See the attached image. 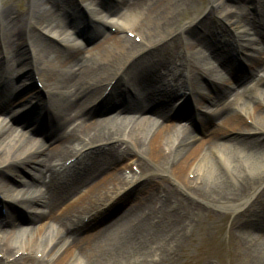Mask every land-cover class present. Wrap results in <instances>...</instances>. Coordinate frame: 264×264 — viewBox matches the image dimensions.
Here are the masks:
<instances>
[{
  "label": "bare ground",
  "instance_id": "bare-ground-1",
  "mask_svg": "<svg viewBox=\"0 0 264 264\" xmlns=\"http://www.w3.org/2000/svg\"><path fill=\"white\" fill-rule=\"evenodd\" d=\"M109 1L80 0L94 16L88 25L76 13L69 21L76 0H0V226L11 227L0 234V264H157L206 219L225 228L247 264H264V0H204V8L200 0ZM107 25L115 35L104 34ZM80 40L99 42L86 51ZM246 50L255 56L245 68ZM208 85L215 91L205 106ZM18 94L29 107L24 125L50 120L54 146H33L12 126ZM192 96L221 130H207L202 142L166 123L186 116L205 125L185 110ZM134 158L143 161L138 172L123 173ZM20 167L27 180L9 183ZM84 191L90 218L74 205L61 212ZM125 192L132 204L84 235L113 202L107 196ZM18 209L29 227L17 224Z\"/></svg>",
  "mask_w": 264,
  "mask_h": 264
},
{
  "label": "rangeland",
  "instance_id": "rangeland-1",
  "mask_svg": "<svg viewBox=\"0 0 264 264\" xmlns=\"http://www.w3.org/2000/svg\"><path fill=\"white\" fill-rule=\"evenodd\" d=\"M7 1H12V0H7ZM78 3L77 8H75L76 11L73 10L72 13H70V20H73L74 14L76 13V17L77 19L85 22H88V25H90L89 22H93V15L92 13H90L89 11H87L85 9V7L82 5V3L80 2V0H76ZM99 2H104L105 5H110V1L109 0H96ZM115 1V0H113ZM203 1L204 0H200V1H196V5L198 8H204L205 5H203ZM227 1V0H226ZM26 0H23V4L25 5ZM229 4H233V2H227ZM247 10L250 13L255 12V9L253 8V6L250 4L247 5ZM224 17V16H223ZM222 16H207V18L205 19V21H209L211 23V21L213 22V19H215L214 21H216V19H221ZM212 19V20H211ZM235 27V26H234ZM233 26H226V30L229 34V36L235 37V28ZM90 29V28H89ZM191 29L194 30L195 34H197L198 37L203 38L204 35L206 34L205 32H203V30L199 27V25L194 24L193 26H191ZM67 30L71 33L75 32V29H70L67 28ZM104 34L109 35V36H113L116 34V32L114 31L113 28H109V25L106 26ZM43 35V34H42ZM77 34H75L73 36V38L77 37ZM123 36H127L125 33L122 34ZM20 38V40L22 42H25L24 45V49L28 50L29 53L31 54L32 49V42L29 43V41H24L23 39H25V36H20L18 37ZM100 38V37H99ZM127 38L132 41L133 43H137L138 41L135 40L136 38L132 35V34H128ZM231 38V37H230ZM229 38V39H230ZM17 40V39H16ZM101 40V39H100ZM234 40L236 41L237 38H234ZM81 43L84 46V49L86 51H89L91 48H94L97 44V42H99V40H92V41H84V40H80ZM28 42V43H27ZM56 49L61 50L63 48V44L57 42L56 40L51 39V41H49ZM23 47V46H22ZM244 53L246 54V56H244V58L242 59L245 63H248L247 60H252L255 55L251 50H246L244 51ZM248 55V56H247ZM89 54H85V57H89ZM248 65L245 64V68ZM4 68V67H3ZM34 82L31 81L30 84L33 83V85L35 87H37V91L39 94L43 95L44 98H46L45 95V91L41 88V84L38 82V78L37 76H34ZM231 80V78H228ZM235 79H232L231 82H235V84H237V81H234ZM168 82V81H167ZM173 84H178L179 86L180 81L175 82ZM187 86L191 87V83L189 81H187L185 83ZM241 85V84H240ZM239 86V85H238ZM213 91L214 88L211 86H207V90L204 91L203 97L202 99L200 98L199 100H201V103H203V105H207V102L205 101L208 96H213ZM20 95V94H18ZM23 96L20 95V97L17 98V105L15 106L14 111L17 112L16 114H14L13 116L8 117L9 120H11V124L14 128L18 129L19 133H26L30 138L34 139V144L33 146L41 143H45L51 146H54V143H50L49 144V139L51 135L55 136L54 132H56V129L53 130V126L51 125L50 120H48L46 118V120H44V122L41 121V123H39L40 125L36 126L34 129L30 128L29 126H25L24 125V121H26V117L25 114H22L24 109L26 110L27 108H29L28 106H26L27 103H25L22 99ZM180 97V96H179ZM194 98V96H192ZM179 98H177L178 100ZM198 99V98H197ZM193 101H190V104H188L187 107H185L186 109H189L191 111V109L195 110V113L199 114L200 117H202V119L205 122V125L203 123V126H201L197 120L195 119H188L186 116L185 118H174L171 117L169 118L166 123L170 124V125H178L180 126H185L187 128L190 129L191 133L197 137L199 142H202L204 140H206V131H212L215 130L216 131H221L219 130V124L216 126L215 125V120H212V118L210 119V115L204 111V109H202L200 106V104L196 105V109H195V98L192 99ZM179 103V102H178ZM178 103L176 104V106L178 105ZM198 106V109H197ZM201 108V110H200ZM176 109V108H175ZM100 110V109H99ZM120 112V106L115 107L113 110H111L110 113L106 114L105 116H112L115 114H118ZM51 113V112H50ZM97 113V112H96ZM173 114H175V111L173 112ZM98 115V113H97ZM95 115L93 117V120H98L99 118H105V116H97ZM191 115V114H189ZM53 116V115H52ZM193 117V115H192ZM55 123V119L54 122ZM40 127V128H38ZM53 130V133H49V131ZM218 142H223V140L219 139L217 140ZM135 160L132 162H125L123 163V166L121 167L123 173L125 174H134L138 172V167L140 166V163H143V161H141L139 158H134ZM127 163V164H126ZM19 178H14L9 176L8 177V182L10 183H15V184H19L21 181H25L27 180V175H25V170L24 168L20 167L19 171ZM29 178V177H28ZM128 192V191H127ZM127 192L121 194V195H108L107 199H105L106 201L112 197L113 202H106L105 203V207L102 208L100 215L97 217L98 219H96V221H91L93 223H90V226L88 228V231L84 234H91L96 232L97 230L105 227V225H109L112 221L115 220V218H117L119 216V214H121L122 212H124L129 205L132 204V200L129 199L128 202H125L126 199H128V196L126 195ZM86 194V191L82 192V194L80 195H75L72 194L68 197L66 205L61 207V212H63L66 207L69 206H76V207H80L83 208L84 213L86 214L87 218H90V216H92L94 214L95 211L92 212H88V207L83 203L82 201V196H84ZM115 200H118L115 202ZM3 198L2 196H0V203L3 202ZM125 202V205L123 207H121V204ZM155 205L156 207L160 208V203L159 200H155ZM18 215H17V224H20L22 226L25 227H29V218L28 215L29 213H27V211H24L23 209H18ZM11 231V227L10 226H0V234L6 235L8 236V233H10ZM186 240L183 242L182 246L180 247V249L178 248L177 250L173 249V250H169V255L166 256V259L162 262H158L157 264H247L246 260L243 258L242 255H240L239 251H237L233 245H231V243L228 240L227 237V233L225 228H220V227H215V226H211L209 225L208 220L206 219L204 223L201 224H197L194 225L193 227L189 228L187 230L186 236H185Z\"/></svg>",
  "mask_w": 264,
  "mask_h": 264
}]
</instances>
